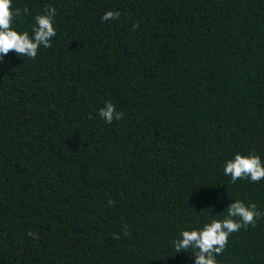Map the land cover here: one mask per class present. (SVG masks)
<instances>
[{
    "label": "trees",
    "instance_id": "obj_1",
    "mask_svg": "<svg viewBox=\"0 0 264 264\" xmlns=\"http://www.w3.org/2000/svg\"><path fill=\"white\" fill-rule=\"evenodd\" d=\"M49 6L51 47L0 63V264H193L181 228L264 213V180L222 172L264 160V0H13L16 26ZM217 260L264 264V218Z\"/></svg>",
    "mask_w": 264,
    "mask_h": 264
},
{
    "label": "clouds",
    "instance_id": "obj_2",
    "mask_svg": "<svg viewBox=\"0 0 264 264\" xmlns=\"http://www.w3.org/2000/svg\"><path fill=\"white\" fill-rule=\"evenodd\" d=\"M12 5L13 0H0V63L4 62L10 51L17 56L35 59L39 50L51 47L52 38L57 35L55 7L49 6L33 16L29 32L16 26L21 9L13 8ZM22 12L27 15L29 10L24 8ZM119 15L118 11L109 10L101 16V21L117 19ZM135 28L138 25L134 24ZM97 114L105 124H111L114 119L120 120L124 116L110 101H106ZM222 172L233 184L243 179L256 183L264 180V160L255 152H236L223 162ZM226 210L223 218L209 216L204 220L197 219L195 226L181 228L171 240L175 254L189 253L194 257L193 264H219L217 256L223 253L229 236L242 227L255 226L257 220L264 218V213L257 209L255 203H245L240 199L233 200ZM27 235L37 238V234L31 231Z\"/></svg>",
    "mask_w": 264,
    "mask_h": 264
}]
</instances>
